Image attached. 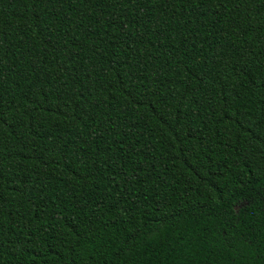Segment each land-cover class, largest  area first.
I'll list each match as a JSON object with an SVG mask.
<instances>
[{
    "label": "trees",
    "instance_id": "trees-1",
    "mask_svg": "<svg viewBox=\"0 0 264 264\" xmlns=\"http://www.w3.org/2000/svg\"><path fill=\"white\" fill-rule=\"evenodd\" d=\"M0 264H264V0H0Z\"/></svg>",
    "mask_w": 264,
    "mask_h": 264
}]
</instances>
